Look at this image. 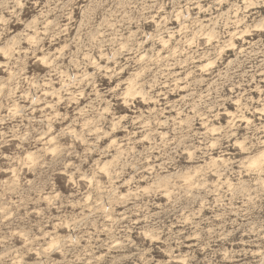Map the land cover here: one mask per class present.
I'll return each instance as SVG.
<instances>
[{"label":"clouds","instance_id":"clouds-1","mask_svg":"<svg viewBox=\"0 0 264 264\" xmlns=\"http://www.w3.org/2000/svg\"><path fill=\"white\" fill-rule=\"evenodd\" d=\"M0 264H264V0H0Z\"/></svg>","mask_w":264,"mask_h":264}]
</instances>
